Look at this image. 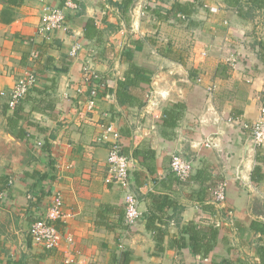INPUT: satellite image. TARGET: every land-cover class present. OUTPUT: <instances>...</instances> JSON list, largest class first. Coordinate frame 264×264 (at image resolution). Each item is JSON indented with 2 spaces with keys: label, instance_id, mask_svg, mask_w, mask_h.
Listing matches in <instances>:
<instances>
[{
  "label": "crops",
  "instance_id": "obj_1",
  "mask_svg": "<svg viewBox=\"0 0 264 264\" xmlns=\"http://www.w3.org/2000/svg\"><path fill=\"white\" fill-rule=\"evenodd\" d=\"M177 1L196 5L186 21L148 11L138 17L134 4L123 11L124 0H79L78 9L67 10V29L45 36L39 33L44 9L61 7L63 0H15L13 5L0 0V264H125L123 252L131 258L126 264H210L224 256L260 263L261 234L251 222H264V180L252 182L258 148L240 122L256 121L264 106V50L258 44L264 40V10L250 18L228 9L225 0H147L166 9ZM91 19L98 29L92 39L85 33ZM224 26L228 31L222 32ZM76 44L81 47L73 57ZM171 50L184 54L185 62L168 57ZM130 61L147 69L148 81L131 89L146 101L142 106L121 104L116 95ZM85 62L102 78L92 111L90 86L83 83ZM33 71L36 86L11 108V88ZM175 103L184 104L183 118L169 128L164 110ZM110 122L126 152L155 151L147 160L154 173L142 157L132 162L131 189L143 216L130 226L120 218L124 191L105 180L110 144L97 141ZM207 138L210 146L204 144ZM175 153L193 160L189 180L172 171ZM202 169L214 182L227 181L225 206L233 210V224H224V205L198 200L202 185L195 178ZM57 191L64 196L57 221L62 240L47 249L32 240L30 229ZM152 194L176 202V208L158 210L167 228L160 255L154 254L156 241L145 216ZM104 204L115 209L98 218ZM192 220L220 227L208 259L174 242Z\"/></svg>",
  "mask_w": 264,
  "mask_h": 264
},
{
  "label": "trees",
  "instance_id": "obj_2",
  "mask_svg": "<svg viewBox=\"0 0 264 264\" xmlns=\"http://www.w3.org/2000/svg\"><path fill=\"white\" fill-rule=\"evenodd\" d=\"M7 4H15V0H3ZM135 0H124V2L119 3V6L125 11V9L133 6ZM248 4V9H244V0H225L226 7L228 9L237 10L240 15L246 14V16L252 18L256 15V12L264 10V0H245ZM147 11L159 18L169 19L174 18L179 21H186L189 19L196 11V5L194 2H175L173 6L169 9L163 8L162 5L156 4L155 6L148 5ZM180 15H184L185 18ZM186 19V20H185ZM98 32L96 23L94 19L88 21L86 25V36L88 38H94ZM260 47L264 50V40L258 43ZM167 56L176 60L185 62L184 54L179 55L171 51L167 52ZM262 60L264 61V55H262ZM147 69L143 66L130 61L129 68L125 73L122 80L119 81L116 90V95L121 104L127 105H139L142 106L146 101L139 99L137 96L133 95L131 89L141 85L142 82L148 81V78L144 76ZM184 104L175 103L164 110L163 124L169 128H176L183 118ZM124 150V148H123ZM124 153L130 155L132 158H140L144 160L146 166L148 165L150 172L154 173L155 168L151 167L147 160H153L155 157V151L150 147H141L134 149L133 153L130 154L124 150ZM256 165L251 173V179L253 184L258 185L264 180V149L258 148L256 154ZM193 176V175H192ZM202 177V178H201ZM202 179V180H199ZM196 181L200 182L201 188L197 190V198L204 202L207 198L208 200H213V191L222 180L214 182L211 172L202 169L196 175ZM175 207L176 202L173 201L169 196H156L152 194V208L145 214L147 219V228L154 233V239L156 241V249L154 254L160 255L165 251V237L167 235V228L163 227L160 223L162 222V217L159 215L158 210L163 211L166 207ZM115 206L111 204H104L100 207L98 212V218H104L105 214L110 211H114ZM216 214V210H213ZM123 217V218H122ZM121 220L125 222V205L123 215L120 214ZM126 224V223H125ZM251 229L255 233H260L261 238L257 243V254L260 260L259 264H264V222L260 220H253L251 222ZM220 240V227L214 225L213 223L203 224L198 221H189L182 225L181 235L179 238H175L177 246L180 248H190L192 254L201 256L203 259H208L211 252L216 248ZM225 241V240H223ZM128 252H123L124 263L130 261ZM210 264H244L243 262L237 261L229 256H224L220 259H214Z\"/></svg>",
  "mask_w": 264,
  "mask_h": 264
},
{
  "label": "built area",
  "instance_id": "obj_3",
  "mask_svg": "<svg viewBox=\"0 0 264 264\" xmlns=\"http://www.w3.org/2000/svg\"><path fill=\"white\" fill-rule=\"evenodd\" d=\"M79 0H63L61 7L46 6L41 18L39 33L47 36L56 30L67 29V10H76L79 8ZM147 0H135L134 10L138 17L147 14ZM185 18L184 15H180ZM80 45L76 44L72 47L70 55L75 57L78 54ZM83 83L90 86V99L88 102V110L92 111L95 102L99 96L101 83L100 73L92 66L90 62L83 65ZM38 75L36 72H29L20 76L9 92V106L15 108L26 96L31 89L36 86ZM213 88H210V92ZM78 92H84V87H80ZM233 120V119H230ZM242 127L247 130L251 136L252 142L256 148L264 149V106L261 109L260 117L253 122H240ZM102 134L97 138L99 143H109L108 156V175L106 182L116 184L124 191L125 199V223L132 225L143 216L140 208V200L136 192L131 189L133 184L132 162L134 158L124 153L121 143V133L113 122L105 124ZM211 138H207L204 144L210 146ZM171 169L175 175L181 180H189L194 174V162L192 159L184 158L181 154L175 153L171 159ZM228 183L223 180L218 183L213 191L212 202L221 206L224 205L225 221L224 224H233L234 213L226 205L227 202ZM63 193L57 191L53 194L47 212L43 218L36 220L30 229L32 240L47 249H55L60 246L62 240L61 229L57 225V221L63 216L64 206ZM222 224V223H221ZM122 247V246H121Z\"/></svg>",
  "mask_w": 264,
  "mask_h": 264
},
{
  "label": "rangeland",
  "instance_id": "obj_4",
  "mask_svg": "<svg viewBox=\"0 0 264 264\" xmlns=\"http://www.w3.org/2000/svg\"><path fill=\"white\" fill-rule=\"evenodd\" d=\"M134 8H135V7H134ZM224 28H225V29H224V30H222V32H223V31H225V30H227V31H228V29H227V28H229V27H228V26H224ZM210 30H211V29H210ZM252 44H253V43H252ZM191 45H192V43L188 44V46H191Z\"/></svg>",
  "mask_w": 264,
  "mask_h": 264
}]
</instances>
